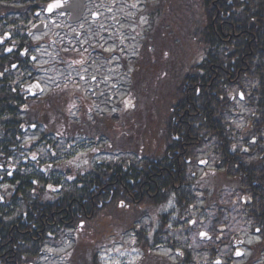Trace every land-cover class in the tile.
Segmentation results:
<instances>
[{
    "label": "trees",
    "instance_id": "trees-1",
    "mask_svg": "<svg viewBox=\"0 0 264 264\" xmlns=\"http://www.w3.org/2000/svg\"><path fill=\"white\" fill-rule=\"evenodd\" d=\"M162 3L160 13L153 9L151 44L143 43L133 66H155L163 79L146 85L136 71L134 107L114 125L130 147L119 153L130 157L82 166L65 140L55 151L44 148L42 161L55 165L43 172L22 162L23 119L15 134L0 130V264H43L45 248L66 239L76 242L68 264H101V246L128 233L142 246L145 264H200L169 229H181L196 209L219 223L233 205L228 195L239 199V217L259 229L246 264H264V0ZM1 107L10 111V104ZM207 148L209 165L192 172ZM105 216L112 219L107 231L94 233ZM162 247L176 261L157 256Z\"/></svg>",
    "mask_w": 264,
    "mask_h": 264
},
{
    "label": "flooded vegetation",
    "instance_id": "flooded-vegetation-1",
    "mask_svg": "<svg viewBox=\"0 0 264 264\" xmlns=\"http://www.w3.org/2000/svg\"><path fill=\"white\" fill-rule=\"evenodd\" d=\"M156 4L160 12L162 2ZM137 6L149 5L135 0H0V110L10 104V111L0 112V130L15 134L19 106L26 118L25 108L31 105L32 123H24L27 131H23L39 134L30 141L33 148L46 144L48 151H55L72 132L86 139L73 143L78 150L87 147L93 152L95 144L98 150L114 149L115 138L106 137L105 132L108 136L111 132L105 122L114 130L110 118L115 113L101 111L116 101V70L110 64L106 39L116 27L131 22V9ZM128 97L120 101L128 103ZM69 105L81 114L73 113ZM44 134L56 140H43ZM106 139L113 140L112 145ZM243 244L236 238L227 242L233 255L240 246L244 249ZM145 261L142 257L137 264ZM202 264L211 261L204 259ZM212 264L233 263L218 259Z\"/></svg>",
    "mask_w": 264,
    "mask_h": 264
},
{
    "label": "rangeland",
    "instance_id": "rangeland-1",
    "mask_svg": "<svg viewBox=\"0 0 264 264\" xmlns=\"http://www.w3.org/2000/svg\"><path fill=\"white\" fill-rule=\"evenodd\" d=\"M141 12H143L142 7L134 9L131 11V15H132V20L131 22H127L122 24L118 30L113 31L114 35H111L109 39L112 38H116L118 37L119 33L121 32V30L124 28L129 29L128 32L122 33V39L120 40H116V42L114 43V47L112 45H108L107 49L108 51H112V50H117L118 52H122L121 56H116L115 58V64L113 65L116 69V101L114 103H110L105 107H102V110H104V113H107L108 110L109 112H119V116H117V118L121 117L124 118L126 117V114L124 116V112L122 111V107L123 106H118L119 102L121 99L124 98V96L127 95L128 93V80L125 78V76L121 77V80H119L118 76H122L123 74H120L118 72L119 69H123L121 66V61L123 59H128L131 58L130 64L133 66L134 63V58H135V53L137 48L141 45V42L143 40H145V32L147 31V29H149L150 25H149V19L147 17H141L140 19H136L138 14H140ZM141 29L140 32V36L136 33L137 29ZM117 33V34H116ZM121 46V47H120ZM142 57V56H141ZM116 60H117V64H116ZM53 62V60H52ZM142 62H143V58H142ZM142 65V64H141ZM135 68H137L136 66H134ZM142 79L143 82L146 85H149L146 75L144 73V71L142 70L141 72H139L138 76L136 77V80H140ZM123 81L122 86L120 85L121 82ZM151 85H155L156 86V82L155 83H151ZM160 95H159V99L157 100L156 98V106L158 104H160ZM105 105V104H102ZM114 107V108H113ZM134 107V105L131 106V108ZM102 116V115H101ZM105 120H107V117L104 118ZM109 120V118H108ZM238 122V121H237ZM107 123V121L105 122ZM116 124H117V119H116ZM120 127L116 126V141L114 140V142L116 143V150H127L130 147H126L125 145H123L122 140L120 138H118V134L117 132H119ZM32 137V136H31ZM30 138V137H29ZM120 139V140H119ZM98 146L94 147L93 152L91 153V155H96L98 153ZM210 153V149H202L200 154H199V160L203 163L204 165V161L208 158V155ZM75 156L72 157V160H79L80 163L84 162L85 159L87 157V153L86 152H75L74 153ZM119 156H125V158H127L128 156L130 157V155L127 154H120V153H115V158L119 157ZM104 159H112V156H100L99 158H103ZM202 165V166H203ZM199 166V164L196 163V165H193L191 170L192 172H196L197 174H201L203 171V167ZM200 167V168H199ZM227 201H230L229 203L233 204L231 205V209L227 212V214H225V216H223L221 223H225L227 222V228L226 230H224L222 232V239L218 240L217 239V235L220 234L215 230H210L208 228V232L213 236L214 239H212L209 243H205V240H201L199 238V234L201 231V228L204 227L207 223H208V218L205 215H201L199 210H194L193 212V216L187 218L188 220L186 222H181L182 225H187L189 224V221L192 220L193 218L196 219L195 221V225L193 227V230H189V231H185V229L183 228V226H181L182 228L180 229H169L170 234L172 235V237L176 238V244H178V246L180 248L183 249H190V254L191 257L194 258L196 260V262L202 263L204 259H215V258H220L221 260H226L227 257H229L230 255L235 258L231 252V250L227 249L226 247L222 246L223 242L227 241V239L230 236H236L235 234L240 233V235L244 238H246V240L251 244L252 243V237H251V232H249V228L245 227L242 225V222L239 223V209H240V204H239V199L232 197L230 195L227 196L226 198ZM214 214V212H213ZM110 216H114L110 215ZM113 219H115L113 217ZM232 222L231 225H228V223ZM112 223V219L109 217H101V220H99V222L97 223L96 226L94 227V233L95 231H97L98 229H100L101 231H107L106 226L110 225ZM179 224V225H181ZM114 225V222H113ZM172 226H177L175 224H173ZM165 230V229H164ZM122 231V230H121ZM113 232V230H110L106 233L107 236H109L111 233ZM126 233H128V231H126ZM242 233V234H241ZM238 235V236H240ZM132 233H128L123 237V240L120 241H115L113 243L109 242V243H104L101 246L100 251L105 252L104 254H102L101 257V264H128L129 259L131 260V263H134L136 261V259L138 258V255L135 254V252H132V250L130 249V244L132 243V241H134V239L131 238ZM109 240V239H108ZM111 240V237H110ZM256 240V239H254ZM222 241V242H220ZM121 242V243H120ZM75 243H72L71 241H66L65 245L60 246L59 248H53L50 250V252H52L54 258H55V262H57V264H63L62 260L66 259L69 260V257H65L64 254L70 250L71 248H73L75 246ZM134 245V243H133ZM218 245L220 246V248L218 247ZM217 247V251L213 250V247ZM99 251V252H100ZM160 253L165 254V255H169L171 256H176L175 254H173V252L167 248H163L159 250ZM98 252V253H99ZM176 259V258H175ZM237 259V258H235ZM212 262V261H211ZM244 262V260L238 262V264H242ZM47 264V263H44ZM56 264V263H53ZM212 264V263H211Z\"/></svg>",
    "mask_w": 264,
    "mask_h": 264
},
{
    "label": "snow or ice",
    "instance_id": "snow-or-ice-1",
    "mask_svg": "<svg viewBox=\"0 0 264 264\" xmlns=\"http://www.w3.org/2000/svg\"><path fill=\"white\" fill-rule=\"evenodd\" d=\"M11 49H9V51H10ZM242 95V94H241ZM257 231H259V229H257ZM201 235H207L206 233H202ZM241 253H237V255H240Z\"/></svg>",
    "mask_w": 264,
    "mask_h": 264
}]
</instances>
